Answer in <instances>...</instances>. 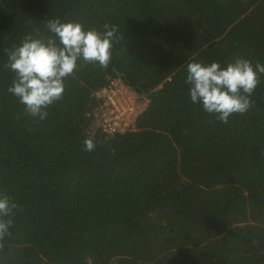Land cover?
Listing matches in <instances>:
<instances>
[{
  "label": "trees",
  "instance_id": "obj_1",
  "mask_svg": "<svg viewBox=\"0 0 264 264\" xmlns=\"http://www.w3.org/2000/svg\"><path fill=\"white\" fill-rule=\"evenodd\" d=\"M51 19L117 39L107 66L77 61L40 120L6 63ZM236 58L264 64V0H0V194L16 204L0 264H264V75L227 122L184 83L188 62ZM112 80L147 106L105 134Z\"/></svg>",
  "mask_w": 264,
  "mask_h": 264
},
{
  "label": "clouds",
  "instance_id": "obj_2",
  "mask_svg": "<svg viewBox=\"0 0 264 264\" xmlns=\"http://www.w3.org/2000/svg\"><path fill=\"white\" fill-rule=\"evenodd\" d=\"M47 38L31 34L7 54L6 67L14 73L8 93L17 98L25 112L40 120L46 109L61 98L64 79L72 75L77 61L107 66L111 48L117 39L115 26L103 25V31L84 29L79 22L48 20ZM259 75H264V64L254 65L242 58L221 66L213 61L207 64L188 62L184 83L189 101L221 122L232 114H243L250 107V96L256 88ZM84 150L92 151L94 143L85 139ZM16 208L9 197L0 194V238L9 234L12 225L7 219Z\"/></svg>",
  "mask_w": 264,
  "mask_h": 264
},
{
  "label": "built area",
  "instance_id": "obj_3",
  "mask_svg": "<svg viewBox=\"0 0 264 264\" xmlns=\"http://www.w3.org/2000/svg\"><path fill=\"white\" fill-rule=\"evenodd\" d=\"M98 97L101 98V103L95 114L97 127L105 134L122 133L131 129L136 117L147 106V100L139 98L118 80H112L99 92Z\"/></svg>",
  "mask_w": 264,
  "mask_h": 264
},
{
  "label": "rangeland",
  "instance_id": "obj_4",
  "mask_svg": "<svg viewBox=\"0 0 264 264\" xmlns=\"http://www.w3.org/2000/svg\"><path fill=\"white\" fill-rule=\"evenodd\" d=\"M141 102H144V104L146 103L144 100L143 101L141 100Z\"/></svg>",
  "mask_w": 264,
  "mask_h": 264
}]
</instances>
